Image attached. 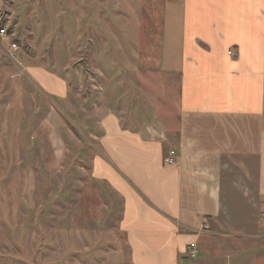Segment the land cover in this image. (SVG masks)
<instances>
[{
  "label": "rangeland",
  "instance_id": "obj_1",
  "mask_svg": "<svg viewBox=\"0 0 264 264\" xmlns=\"http://www.w3.org/2000/svg\"><path fill=\"white\" fill-rule=\"evenodd\" d=\"M176 1L0 0V264H131L122 202L91 160L110 112L135 130L172 122L178 77L160 57ZM29 66L64 80L66 98L42 91ZM233 177L223 180L228 231L259 216Z\"/></svg>",
  "mask_w": 264,
  "mask_h": 264
},
{
  "label": "crops",
  "instance_id": "obj_2",
  "mask_svg": "<svg viewBox=\"0 0 264 264\" xmlns=\"http://www.w3.org/2000/svg\"><path fill=\"white\" fill-rule=\"evenodd\" d=\"M162 19L160 69L178 77L176 114L156 132L108 113L92 177L122 202L131 264H264V0H178ZM26 71L47 95L66 98L64 80ZM171 150L176 164L166 167ZM227 173L259 214L237 231L220 221ZM203 224L209 232L196 233ZM218 231L229 238L220 242Z\"/></svg>",
  "mask_w": 264,
  "mask_h": 264
},
{
  "label": "built area",
  "instance_id": "obj_3",
  "mask_svg": "<svg viewBox=\"0 0 264 264\" xmlns=\"http://www.w3.org/2000/svg\"><path fill=\"white\" fill-rule=\"evenodd\" d=\"M5 34H6V30L1 29L0 30V36H5ZM11 47H12V49L16 48L14 44H12ZM227 55L232 56L233 55L232 51H228ZM0 59H1V56H0ZM164 164L168 167L175 166L176 154L173 150H171L167 153V156L164 158ZM262 217L264 218V209L262 210ZM207 232H209V228L205 224H203L198 230H196V233H198V234L207 233ZM197 253L198 252H197V248H196L195 243H190L188 245V252H187L188 258L191 260H194L197 257Z\"/></svg>",
  "mask_w": 264,
  "mask_h": 264
}]
</instances>
